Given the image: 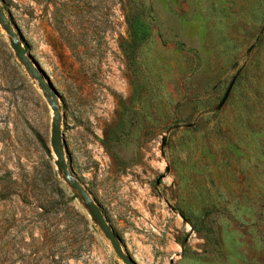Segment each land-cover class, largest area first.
<instances>
[{
    "label": "rangeland",
    "instance_id": "374dc122",
    "mask_svg": "<svg viewBox=\"0 0 264 264\" xmlns=\"http://www.w3.org/2000/svg\"><path fill=\"white\" fill-rule=\"evenodd\" d=\"M0 13V264H264V0Z\"/></svg>",
    "mask_w": 264,
    "mask_h": 264
},
{
    "label": "water",
    "instance_id": "95a60500",
    "mask_svg": "<svg viewBox=\"0 0 264 264\" xmlns=\"http://www.w3.org/2000/svg\"><path fill=\"white\" fill-rule=\"evenodd\" d=\"M0 22L1 24L4 25L6 31L8 32V34L10 36H12L13 38V41L11 42V48L13 50V52L16 54V56L18 57V59L25 63L27 66H30L29 62H28V59L25 55V51L22 49L21 45L16 43V40H15V36L13 34V31L9 25V23L6 21L4 15L2 13H0ZM41 84L45 86V84L41 81ZM53 131L54 133H56L55 135V142L53 143V145L56 147V149L54 150V154L58 160V163L61 165V168L64 172V174L66 176H68V172L66 170V166L61 158V147H60V140H59V134H58V130L56 129V127L54 126L53 127ZM73 186L78 190L79 194L85 199V201H87L90 205V208L92 209V212H91V216L95 219H97L99 225L102 227V229L108 234L109 238L111 239L112 243H113V246L114 248L116 249V251L119 253L120 257L125 260L124 258V255L120 249V247L118 246L115 238L111 235L108 227L106 226V224L104 223L103 219H102V216L101 214L99 213L98 209L96 208L95 204L90 201V199L88 198L87 194L84 192V190L76 183H73Z\"/></svg>",
    "mask_w": 264,
    "mask_h": 264
},
{
    "label": "trees",
    "instance_id": "16d2710c",
    "mask_svg": "<svg viewBox=\"0 0 264 264\" xmlns=\"http://www.w3.org/2000/svg\"><path fill=\"white\" fill-rule=\"evenodd\" d=\"M136 8H129L128 13L126 15V24L130 31V36L135 42L141 43L144 42L146 27L143 23L139 22ZM182 218H185V215L180 213Z\"/></svg>",
    "mask_w": 264,
    "mask_h": 264
}]
</instances>
